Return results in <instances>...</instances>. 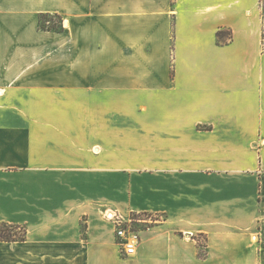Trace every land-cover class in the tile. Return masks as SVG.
Masks as SVG:
<instances>
[{
	"label": "crops",
	"instance_id": "0c3cea01",
	"mask_svg": "<svg viewBox=\"0 0 264 264\" xmlns=\"http://www.w3.org/2000/svg\"><path fill=\"white\" fill-rule=\"evenodd\" d=\"M0 224V264H264V0H0Z\"/></svg>",
	"mask_w": 264,
	"mask_h": 264
},
{
	"label": "built area",
	"instance_id": "2783aa9c",
	"mask_svg": "<svg viewBox=\"0 0 264 264\" xmlns=\"http://www.w3.org/2000/svg\"><path fill=\"white\" fill-rule=\"evenodd\" d=\"M116 219V237L120 248V252L124 256H132L137 253V249L141 242L140 230L136 229L139 224L143 222L152 223L153 218L146 220H139L130 218L123 220L122 218L115 217Z\"/></svg>",
	"mask_w": 264,
	"mask_h": 264
},
{
	"label": "trees",
	"instance_id": "16d2710c",
	"mask_svg": "<svg viewBox=\"0 0 264 264\" xmlns=\"http://www.w3.org/2000/svg\"><path fill=\"white\" fill-rule=\"evenodd\" d=\"M52 17H57L58 19H61V22L55 23ZM62 26V17L59 14L47 13L41 14L39 17V27L41 30L61 32L63 30ZM15 230H23L22 235L19 237L18 234L13 232ZM26 234L27 231L24 230V228L8 224H0V241H24L26 239ZM199 247L201 248L200 244ZM199 256L204 259L207 257V253L200 250Z\"/></svg>",
	"mask_w": 264,
	"mask_h": 264
},
{
	"label": "rangeland",
	"instance_id": "374dc122",
	"mask_svg": "<svg viewBox=\"0 0 264 264\" xmlns=\"http://www.w3.org/2000/svg\"><path fill=\"white\" fill-rule=\"evenodd\" d=\"M62 17V16H61ZM53 18V20H54V22L55 23H60L61 22V19H58L57 17H52ZM62 23H63V26H62V28H63V30L65 29V21H64V19H63V17H62ZM62 30V31H63ZM153 218V221H152V223H150V222H143L142 224H139L137 227H136V229H138V230H147L151 225H153L154 223H155V221H156V216H154V215H146V216H143V219L144 220H146V218L147 219H149V218ZM136 219V218H135ZM3 228V227H2ZM23 230H15V231H13L14 233H16V234H18V236L20 237L21 235H22V232ZM199 244L201 245V248H200V250L201 251H203V252H206V250L204 249V247H205V243H202V241H201V243L199 242Z\"/></svg>",
	"mask_w": 264,
	"mask_h": 264
}]
</instances>
